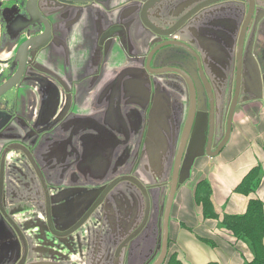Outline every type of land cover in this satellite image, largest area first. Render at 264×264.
I'll list each match as a JSON object with an SVG mask.
<instances>
[{
    "label": "crops",
    "instance_id": "crops-1",
    "mask_svg": "<svg viewBox=\"0 0 264 264\" xmlns=\"http://www.w3.org/2000/svg\"><path fill=\"white\" fill-rule=\"evenodd\" d=\"M142 1L93 0L68 6L58 5L53 1L47 3L44 0L39 3L41 12L51 22L52 33L48 41L45 40L46 42L33 48L30 55L31 72L28 73L30 69L26 70L22 86L17 90L13 109L2 119L10 130L15 127V122L19 123L20 129L0 138V152L9 139H15L16 136L26 147L12 150L7 159L13 157V161L4 169H17L18 165L27 175L24 187L30 186L39 191L43 185L41 173L46 172L53 159L57 167L59 161L66 157L65 140H68L70 134L64 133V129L69 126L70 131H73L69 137L72 143L70 169H55L58 174L55 176L56 185L61 175H64V186L60 184L63 188L104 182V179H83L96 174L94 169H90L92 163L88 161L92 154V145L101 143V146L106 141L116 147L112 155H109L106 176L118 178L121 174L127 175V171L133 167L132 169H137L139 182L138 186L132 187L128 183H122L113 188L112 194L119 195L125 191L135 197L127 214L124 210L126 219L122 217L123 211L117 209L116 213L113 212V219L111 212H108L107 216L104 205L99 215H96L101 219V228H98L102 238L99 254L104 258H94L95 235L89 218L82 229H76L75 232L65 230L61 234L60 229L64 228L61 227L60 219L67 216L57 212L54 234V247L57 250L44 249L47 246L44 239L48 237L46 232H26L24 236L28 244L33 238V243L42 247L41 253L34 248L28 252L26 264H122L121 256L117 261L114 255L118 253L124 239L135 234L138 238L132 247L128 248V264H146V258L154 254V250L158 252L167 200L165 191H168L167 187L172 180L174 154L187 116L188 99L184 84L175 75H151L144 71L145 58L156 45L158 38L141 20ZM167 2L163 10H167L169 5L189 1ZM187 9L188 6L186 11ZM157 13L156 7L151 12L154 23L153 18ZM177 14L181 15V12ZM24 17V21L32 19L28 13ZM212 17L206 19L207 23L192 24L189 27L191 31L186 29L179 36L198 50L206 64L205 69L216 97V138L220 142L226 134L224 117L228 114L235 90L232 60L234 48L233 43L228 42L222 52V45L207 47V43L203 41L209 37L215 38L213 34L205 32L209 28L218 34L226 33L234 38L235 32L222 22L238 23L241 12L226 6L224 10L217 11L215 18ZM18 19L19 17L14 19L7 16L6 20H3L0 17V70L2 60H8L12 67L14 66L13 62L17 59L21 45L29 37L27 31L17 28ZM213 20L216 23H213ZM156 22L163 29L168 27V24L163 26V23ZM113 27H119L121 30L115 33L113 38L102 40L103 35ZM224 28L227 31H224ZM32 31L33 36L39 35L43 26L41 28V25H35ZM256 46L259 68L257 70L250 60H247V67L243 71L245 80L240 103L234 115L229 142L215 159L205 152L204 155L196 157L193 164L186 162L187 169H184V173L188 174V178L178 188L169 235L171 252H176L183 264H249L256 254L254 249L236 239L232 232L221 227L224 215L244 214L250 198L256 197L264 202V37L259 38ZM169 57L171 55L167 56ZM220 65H224V69H221ZM149 80L158 84L166 83L167 87L156 88L154 84H151L152 87L147 86L146 82ZM69 99L71 102L65 115L67 117L61 120L60 116L67 109ZM150 108L155 117L148 115ZM205 112V108H201L194 130L196 138L189 155L201 153L203 149V139H206L208 134ZM148 119L152 121L154 129L152 140L146 144ZM53 125H66L63 130L54 129V134H51L53 137L49 138L58 144L55 145L54 152L48 149L47 140L44 141L42 136L38 139L36 136L39 133L37 131ZM95 126H98V129H95ZM62 142L65 147L59 150ZM66 164L62 162L60 165L63 167ZM256 167H259L262 173V183L258 191L250 197L235 193L236 187L244 177ZM81 175H84L83 179L78 177ZM202 180L207 181L212 188L213 209L217 219L205 220L201 206L196 205L194 200V191ZM154 188L155 190H152ZM23 200L21 197L19 202ZM58 200H54L55 207H63L65 204L60 205L62 201ZM45 203L44 198L39 199L34 213H39L36 218L48 222L52 216L42 213L46 207ZM150 203L152 208L155 206V216ZM148 210L152 218L151 226L139 229ZM29 214L32 215V212L21 214L18 218H22L15 221L22 222ZM70 220H73L71 216ZM262 246L264 247V237ZM88 247L91 251L87 250ZM145 248H148L146 253L143 252ZM142 252L140 256L139 253ZM91 253L93 257L90 256ZM108 254L113 258L105 257Z\"/></svg>",
    "mask_w": 264,
    "mask_h": 264
},
{
    "label": "water",
    "instance_id": "water-1",
    "mask_svg": "<svg viewBox=\"0 0 264 264\" xmlns=\"http://www.w3.org/2000/svg\"><path fill=\"white\" fill-rule=\"evenodd\" d=\"M40 1L43 0H21V3L17 6L16 13L14 14H20L22 16H25L26 13L30 14L32 19L31 20H23L20 24L17 25V28L21 29L22 31L25 30L28 33V39L21 45L18 56L16 57V61L14 64V68L12 69L13 76L8 79L5 84L0 88V99L3 98L7 93H9L12 89H16L13 102L8 103L10 106H14L15 104V96L17 93V90L19 89L18 86L20 83H22L23 77L26 73V70L30 69L32 62L29 60V56L31 55V52L33 50V46L37 43L40 44L41 41H45L51 37L52 33V25L49 19L41 12V9L39 7ZM48 3V1H53L54 3L62 6H68L73 3H86L91 2L93 0H44ZM169 0H143L141 4V20L144 24V26L152 31V33L158 38L156 39V45L153 47V49L150 51L148 56L146 57V67L144 71L146 73H149L151 75H166L170 73L178 74L182 76L185 81L188 84V88L190 91V100H191V107L189 111V115L187 117L185 127L182 132L181 140L178 146V151L175 157L174 161V167H173V177L172 181L170 183V190L169 195L166 201V205L164 208V215H163V223H162V238H161V245L158 249V253L156 256H154L155 261L152 264H164L167 255H168V249H169V235H170V220L172 215V210L174 206V202L176 199V195L178 192V188L187 180V176L184 172V169L186 165L193 164L196 157L201 155H204L205 152L208 156H215L219 155L222 151V149L226 146V144L229 142L231 133H232V125H233V119L234 115L237 109L238 104L240 103V96H241V90L242 85L244 83L245 77H244V69L247 67V60L249 59L252 65L256 67L258 70L259 64L256 60L257 56V42L260 37H264V0H194L190 4L181 2L178 5H169L167 9H169L168 13L166 14V8L163 10L165 4H168ZM190 1V0H189ZM13 2V1H12ZM25 2H27V5H25ZM10 1H4L1 3L0 8V17L2 16L4 18L7 17V11H9ZM5 4H7V7H3ZM247 4V7H246ZM50 7H52V4H48ZM263 5V6H262ZM188 6V11H186V8ZM226 6L231 7L233 10L240 11L241 17L238 23H231L228 24L227 22H222L225 26H228L230 29H232L235 32L234 38H231L230 36H227L226 33L224 34H218L216 31L212 30L211 28H207L208 31H205L207 34H213L215 38L209 37L208 39H204L207 43V47H212L213 45L221 46L222 52L225 50V46L229 43H233V55L232 60L234 63V70H235V90L234 94L231 100L228 119H227V126H226V134L220 145L216 148V150H213V140L215 136V128H216V120H215V98H214V89L212 86V83L207 75V71L205 69L206 64L202 57L200 56L197 49H195L192 45L181 39L179 36L182 31L188 30L191 31L189 28L192 24H195L196 22L201 23H207L205 22L206 19L210 16H213L212 18H215L217 11L224 10ZM157 7V15L153 18L156 21H159L163 23V26L168 24V27L165 29L161 28L160 26L156 25L154 21H152L151 12L153 9ZM167 7V6H166ZM176 7V8H175ZM13 6L11 7L10 12H12ZM175 10H180L181 15L177 14ZM185 12V13H184ZM57 14V11L54 12ZM184 13V14H183ZM219 13V12H218ZM170 21H166V19ZM13 18V16H12ZM212 21H210L211 23ZM215 20H213V23ZM216 23V22H215ZM41 25V28L43 26V31L39 35H32L33 31L32 28H34L35 25ZM208 27V25H207ZM121 28L119 27H113L109 31H107L103 37L102 40L111 39L114 37L115 33L119 32ZM224 31H227L224 28ZM220 40V42H219ZM38 44V45H39ZM179 49L182 54L183 53H189L192 55V57L197 62V68L199 71V77L200 82L203 88L206 91L207 98L210 103V129L208 136L206 139H203V149H201V153H197L195 155H189L187 157V160L184 163L183 169L181 168L184 153L186 150V147L188 145L189 139L191 137V143L190 148L192 146V143L195 140L194 133V126L196 121V114H197V101H198V95H197V87H196V80L192 74L185 70H181L180 68L174 67V68H163L159 67L160 61H163L164 59H167V56L170 54H173L174 50ZM220 50V51H221ZM6 63H9L7 61ZM221 69H224V65H220ZM260 73V72H259ZM262 81H260L261 83ZM147 86L152 87L156 86L157 88H166V83H153L150 80L148 81ZM152 84V85H151ZM198 84V83H197ZM263 84V83H262ZM22 86V85H21ZM145 86V85H144ZM250 100V99H248ZM247 101V100H245ZM70 99L68 101V107L66 110H64L60 116L62 117L61 120H63L68 110L70 109ZM6 105V106H8ZM5 113L4 109L0 108V138H3L6 136L7 133H14L18 132L16 129L18 128L13 127L12 130H10L7 126V124L3 123L4 121L1 118ZM15 126V124H14ZM63 126V125H62ZM61 126L53 125L45 130H39L38 134L36 136L44 138L48 135L54 134V129H58ZM152 132L153 130H148L147 138H146V144L149 143V140H152ZM9 141H14V139H9ZM17 141L20 142L19 139ZM20 147L25 149L26 147L22 145L21 143H15L12 144L9 150H6L4 153V158H7V153L12 151V148L14 147ZM192 151V149H189V151ZM13 161V160H12ZM16 161V160H14ZM187 162V164H186ZM17 169L18 165L16 166ZM16 169V170H17ZM21 169V168H20ZM189 172V170H188ZM14 173V172H13ZM17 173L16 178H13L11 176L12 183L14 182L13 187L11 188V193L13 196L20 195L18 194V190L20 192V188H18V182H17ZM29 174L31 172L29 171ZM5 171L4 169H0V264H2V261L4 260H11L15 256L16 261L19 262L18 259H20L21 256V262L19 264H26V252H29L30 250H33V248H38L39 245L33 243V238L31 239L32 242L28 244L26 237L24 236V233L32 230L44 231L47 233V238H44L47 242V246L45 247L46 251H49L50 249L54 250V243H55V214L56 213V207L54 200L57 197V195L54 194H43V196H39L37 198V191H35L33 188L28 186L26 189H29V193L24 195V199L28 198L32 193V199L33 201L29 204L28 209L24 210L22 213H20L17 216H14L12 213H8L6 208L3 205V195H4V188H5ZM27 178L26 173H24V179ZM43 186L46 187L45 181L42 179ZM8 185V184H7ZM63 190V189H62ZM60 190V192H63ZM90 192L94 191V189H89ZM34 197H36L34 199ZM44 198V201L46 202L45 210L42 211L43 214L52 216L51 219H49L48 222H43L40 219L36 218L39 213H34L36 211L37 206L36 202ZM24 201V200H23ZM129 204V199L126 202ZM31 205V206H30ZM103 209V204L95 203V205L92 207V209L88 213V218L91 221V225L93 227V230H95V237H98L99 231L98 228L100 227V218L97 216L99 215L100 211ZM150 209V208H149ZM32 212V215L29 214V217H32L31 219L27 218L26 216L23 218L22 222H17L15 219L20 220L22 217H19L21 214H28ZM149 210L146 213V217L143 221V227L146 225V222L149 219ZM67 213V211L65 212ZM97 215V216H96ZM35 218V219H34ZM112 219H113V212H112ZM111 219V220H112ZM21 223V224H20ZM74 223V221H73ZM82 226L73 228V232L77 231L76 229H82L84 223L81 222ZM88 223V222H87ZM89 224V223H88ZM72 226V225H71ZM91 231V227L88 226ZM95 227V228H94ZM142 227V228H143ZM66 230V231H65ZM70 227L68 229H60V233L62 234L63 231L69 232ZM94 232V231H93ZM67 234V233H66ZM138 235L135 234L131 237L125 238L123 241V244L121 247L118 248V253L114 255V258H118L121 256L122 264H128V248L133 245V242L137 240ZM27 243V246L25 245V241ZM74 242V240H73ZM94 242V241H93ZM112 242V239H110V243ZM24 243V244H23ZM130 244V245H129ZM31 247V248H30ZM123 248V249H122ZM14 249V251L12 250ZM27 249V250H26ZM26 250V251H25ZM112 250V248H111ZM122 250V253L120 254V251ZM25 251V253H23ZM96 254V250H95ZM112 258L113 256L110 255ZM38 257V256H37ZM156 257V258H155Z\"/></svg>",
    "mask_w": 264,
    "mask_h": 264
},
{
    "label": "flooded vegetation",
    "instance_id": "flooded-vegetation-1",
    "mask_svg": "<svg viewBox=\"0 0 264 264\" xmlns=\"http://www.w3.org/2000/svg\"><path fill=\"white\" fill-rule=\"evenodd\" d=\"M12 5L13 4H11V6ZM25 5H27V2H25ZM14 15L15 14L13 12V17H14ZM34 46H36V45H34ZM173 52H174L173 54H170L171 57H169L167 59H164L163 61H160L159 67H163V68H174V67H177V68H180L181 70H185V71H187V72H189L191 74L192 72H190V71H191L192 65H193L197 69V75L199 77V71H198V68H197V66H198L197 62L195 61V59L192 57L191 54H189L188 52L182 54V52L179 49H176ZM29 60H30V56H29ZM145 67H146V58H145ZM172 75H175L176 78H178V79H180L182 81V83L184 84V87L186 89V92H187V99H188V102L186 104V106H187V116H186V119H185V122H184V125H183V128H182V131L180 133V136H182L181 134H182L183 129L185 127V123H186L187 117L189 115L190 107H191L190 91H189L187 82L185 81V79L182 76H180L178 74H174V73H172ZM23 80H24V77H23ZM199 81H200V77H199ZM196 87H197L198 101H197V114H196V121H195L194 130H195L197 122H198L197 119L199 118V115L201 113V108L202 109L205 108L206 112L204 114H205V119H207V123H208V132L207 133H209V129H210L209 122H210V112H211L210 103H209V100H208L207 95H206V91L203 88V86L201 85L203 93H201V89L199 88L197 83H196ZM202 95L205 96L206 101L202 100ZM214 98H215L216 128H215V136H214V140H213V145H216V148H217L222 141L218 142L217 138H216L217 137L216 135H217V132H218V129H217L218 109H217L215 93H214ZM1 109H3V108H1ZM11 109H13L12 106H11ZM9 113H11V112H9ZM153 113L154 112L150 108L148 110V115L151 114V115H153L155 117V113L154 114ZM228 114H229V111H228ZM228 114H226V116L224 117L225 118L224 122L226 124H227ZM6 117L7 116L4 114L1 118L4 119ZM149 119H148V121H149ZM226 126L227 125H225V128H226ZM153 129H154V126L152 124V121L150 120L148 123H146V133H147L148 130L152 131ZM192 133H194V131ZM207 136H208V134H207ZM191 137L189 139L188 145H187L185 153H184L183 162H182V166H181L182 169H183L186 157L191 153L189 151L190 143H191ZM194 137H195V135H194ZM179 140H181V138ZM179 143H180V141H179ZM100 144L101 143H96L95 146L92 145V149H91L92 154H91V157L88 159V161L90 163H92L91 164L92 166H91L90 169H94L96 171V174L84 177V179H83L84 175H81V176H78V177H82L83 181L88 180V179L93 180V178H95L96 180L104 179V182L99 183V184H102V185H100L97 188H94V191H92V192L89 191V189H91L89 187V185H88L89 183H86V186H82V187H76L75 186V187L63 188V187H61V185H63L62 181L64 180L63 179L64 175L63 176L61 175V177H59L60 181H58L57 185L56 184L53 185L55 187V190H56L55 194L57 195L55 200L59 199L58 200L59 202L62 201V203L60 205L65 204L63 207H58L60 209L59 211H58V208L56 207L57 208L56 213L57 212L60 213V214L63 213V214H65L67 216V217L61 218L60 219L61 220L60 223H61V227L64 228V229H68L70 227L69 232L74 230L73 228L82 226L83 224L81 222L84 223V221L86 222V219L88 220V213L92 209V207L95 205L96 202L100 203L101 205L102 204L104 205V208L106 210L107 216H108V212H111V215H112V212L116 213V209H117V210H122L123 211L122 217H123V219H126L127 211L131 207L132 201L133 202L135 201V199H134L135 197H134V195L132 193L122 191L121 194L118 195V194H114V193L112 194V191H113V188L116 185L122 184V183H128L132 187L135 186V185L138 186L139 180H138V177H137V169H132L133 168L132 167L130 169V171L129 170L127 171V175L126 174H121L118 178H111L110 175L106 176L105 172L108 169L107 165H108L109 155H112L113 150L116 147L114 145H112L113 143H110V142H107V141L104 142V145L102 144L100 146ZM216 148H214V149H216ZM176 154H177V152L175 150V154H174L175 157H176ZM175 157H174V161H175ZM101 170H103V171L102 172H97V171H101ZM173 170H172V177H173ZM60 190H62L63 192H60ZM44 193L47 194L46 192H44ZM134 193H135V190H134ZM128 199H129V204L126 203ZM118 204H120V205H118ZM165 205H166V203H165ZM124 210H126V214L125 215H124ZM66 211H67V213H65ZM70 216L73 218V220H70ZM74 217H75V219H74ZM150 218H151V216H149V219H148V221L146 222V225L143 228H142V226H143L144 223L142 222V225H140L139 229L142 228V230H143L144 228H146V229L149 228L151 226L150 225ZM73 221H74V223H73ZM80 224H82V225H80ZM138 231L139 230H137V232ZM151 232H152V229L149 231V234ZM24 241H25V245L27 246L26 240H24ZM131 247L132 246H130L129 248H131ZM35 250L39 251V253H41L42 247L39 246L38 248H35ZM12 251H14V249ZM25 251L23 253H25ZM26 255H28V252H26ZM16 257H17V255L15 254V256L13 258H16Z\"/></svg>",
    "mask_w": 264,
    "mask_h": 264
},
{
    "label": "rangeland",
    "instance_id": "rangeland-1",
    "mask_svg": "<svg viewBox=\"0 0 264 264\" xmlns=\"http://www.w3.org/2000/svg\"><path fill=\"white\" fill-rule=\"evenodd\" d=\"M4 1H10L11 3L10 4H8V6H9V11H7V16H9V17H12L13 16V12H15L16 13V10H17V6L20 4V2H21V0H0V6H1V3H3ZM13 1V2H12ZM24 1V0H23ZM26 1V0H25ZM189 1V0H188ZM194 0H190L189 2H188V4H190V2L192 3ZM11 4H13L12 6H13V10H12V12H10V10H11ZM263 6V5H262ZM4 8L5 7H7V4H5L4 6H3ZM246 7H247V4H246ZM1 8V7H0ZM168 11H169V9H167V11H166V14L168 13ZM175 12L176 13H178V12H180V10H175ZM17 17H19V19H18V21H17V25L18 24H20L24 19H25V17L24 16H22V15H20V14H16V15H14V19L15 18H17ZM7 18V17H6ZM6 18H4L3 16H2V19L3 20H6ZM166 21H170L171 22V19L169 20L168 19V17H167V19H166ZM155 23L157 24V22H156V20H155ZM158 25V24H157ZM46 41H48V40H46ZM46 41H41L40 43H44V42H46ZM39 43H37L36 45H38ZM156 44V43H155ZM33 47H35V46H33ZM0 55H1V53H0ZM8 60H2L1 61V70H0V88L5 84V82L9 79V78H11L14 74H13V72H12V69L15 67V66H13L12 67V64H11V62L9 61V63H6ZM31 72V69L28 71V73H30ZM190 72H192L191 74L194 76V78H195V80H196V82L198 83V86H199V88L201 89V93H203V90H202V87H201V83H200V81H199V77H198V75H197V69L195 68V66H193L192 65V69H191V71ZM13 74V75H12ZM166 75H169V76H171L172 75V73H170V74H166ZM22 85V83H20L18 86H16V87H20ZM17 89V88H16ZM16 89L14 88V89H12L9 93H7L3 98H1L0 99V107L1 108H3V109H5L4 111H5V113L6 114H8L9 112H11L12 111V109H11V106L10 105H8V103H12L13 102V98H14V93H15V91H16ZM202 100L203 101H206V99H205V96H203L202 95ZM6 105H8V106H6ZM7 109V110H6ZM9 110V112H7ZM10 114V113H9ZM15 124V127L17 126L18 128L16 129V130H19L20 129V127H19V123L18 122H15L14 123ZM68 124V123H67ZM66 124V125H67ZM65 125V126H66ZM65 126H62L61 128H59V129H57V130H60V129H64L65 128ZM95 129H98V126H95ZM92 130H94L93 128H92ZM101 131V130H100ZM64 133H66V134H70L69 135V137L70 136H72L71 135V133H73V131H70V127L69 126H67L65 129H64ZM182 135V134H181ZM53 136H51V135H48V136H46V137H44L43 139H44V141H46V144H48V149L50 148L53 152L55 151V145L56 146H58V144H56V142L55 141H51L49 138H52ZM69 137H68V140H65V143H66V152H67V154H66V157L63 159V160H60L59 161V163L61 164L62 162H65V163H67L66 165H64L63 167H61V165L59 164V166H55V161H54V159L52 160V162H50L51 163V165H49L48 167H47V170H46V172L43 174V173H41V177H42V179L45 181V183H46V187L45 186H43L42 185V187H41V189L39 190V191H37V198H39V196H40V194H41V196H43V193L44 192H46V193H50L51 195L52 194H54L55 193V187L53 186L55 183V176L56 175H58V174H56L55 173V169L56 168H60V169H70V162H71V159H72V155L70 154V151H71V148H70V146H72V143H71V141H70V139H69ZM29 138V137H28ZM180 138H181V136H180ZM179 138V139H180ZM17 139H18V136H16L15 137V139H14V141L12 142V141H9V142H7L6 144V146L4 147V149L0 152V169H4V168H6V166L10 163H12V160H13V157H11L10 159H7L6 157H5V159H3L4 158V153H5V151L6 150H9L10 149V147H11V145L12 144H15V143H20L19 141H17ZM31 140V139H30ZM35 141V144L37 143V139H35L34 140ZM180 141V140H179ZM178 145H179V142H178ZM62 147H65V145L63 144V142L62 143H60V147H58L59 148V150H61L62 149ZM214 148H216V145H213V150L215 151L216 149H214ZM14 149H17V147L15 146L14 148H12V150H14ZM177 150H178V147H177V149H176V152H177ZM11 153V151L10 152H8L7 153V155H9ZM210 158H213V159H215L216 157H217V155H215V156H209ZM14 160H16V158L14 159ZM48 164H49V162H48ZM4 171H5V175H6V177H5V181H6V184H5V188H4V195H3V205H4V207L6 208V210H7V212L8 213H12L14 216H17V215H19L20 213H22L24 210H26V209H28V207H29V204L33 201V197H32V193H31V195L28 197V198H26V199H24V195L25 194H28L29 193V189H26L25 187H24V171H23V169H4ZM15 174H14V173ZM16 172H18L17 173V176H18V178H17V182H18V188H20V192H19V190H18V194H20V195H15L14 197H13V195H12V193H11V188L13 187V185H11V184H14V182L12 183V178H11V176H13L12 174H14L15 176H16ZM68 175V174H67ZM15 176H13V178H16ZM69 176V175H68ZM8 184V185H7ZM100 185H102V184H99V183H96V182H90V184H89V187L91 188V189H94V188H97V187H99ZM152 190H155V188L154 189H152ZM167 190L168 191H165V197L167 196V198H168V195H169V190H170V186H168L167 187ZM168 192V193H167ZM17 197V198H16ZM23 198L24 199V201L23 202H19V199L20 198ZM36 197H34V199H35ZM166 198V199H167ZM167 201V200H166ZM150 207H151V211H153L152 213H153V215L155 216V213H156V211H155V206L152 208V205H151V203H150ZM100 228H101V219H100ZM98 231L100 232L101 230L100 229H98ZM29 232V231H28ZM95 233H97V232H95V230H94V235H96ZM100 239H102L101 237H100V235L98 234V237H95L94 238V244H95V250H96V254H95V256H94V258L95 259H98L99 257H101V258H104V256L103 255H101V254H99V251H100V246H101V240ZM79 240H81V238L79 239ZM82 241V240H81ZM240 242H242V241H240ZM244 243V242H243ZM245 244V243H244ZM69 249V248H68ZM147 249L148 248H145L144 249V251L143 252H147ZM54 250H57L56 248L54 249ZM53 250V251H54ZM70 250V249H69ZM87 250L88 251H91V248H87ZM71 251V250H70ZM109 251V250H108ZM140 252V251H139ZM143 252L140 254L139 253V255L140 256H142V254H143ZM172 252H173V250H172ZM109 253V252H108ZM152 253H154V254H152V255H150V256H148L146 259V264H152L154 261H155V259H154V256H156V254L158 253L157 252V250H154ZM53 255V254H52ZM61 255H63V253L61 254ZM55 256V255H54ZM90 256L91 257H93V254L91 253L90 254ZM108 256V259H109V254L108 255H105V257H107ZM38 257H40V255L38 256ZM57 257H58V255H57ZM65 257H67V256H65ZM157 257V256H156ZM155 257V258H156ZM19 260V262L18 261H16V258H13V259H11V260H4V261H2V264H19L20 262H21V256H20V259H18ZM145 260V259H144ZM66 264H67V262H65ZM64 263V264H65ZM97 263V262H96ZM98 264V263H97ZM100 264V263H99ZM102 264V263H101Z\"/></svg>",
    "mask_w": 264,
    "mask_h": 264
},
{
    "label": "trees",
    "instance_id": "trees-1",
    "mask_svg": "<svg viewBox=\"0 0 264 264\" xmlns=\"http://www.w3.org/2000/svg\"><path fill=\"white\" fill-rule=\"evenodd\" d=\"M262 173L259 167L253 168L236 187L235 193L250 197L260 188ZM196 205L202 208V216L205 220L217 219L214 213L212 188L210 184L202 180L194 191ZM221 227L232 232L236 239L244 242L256 251L254 259L249 264H264V202L252 197L249 200L247 210L242 215H224ZM262 251V252H259ZM164 264H183L176 252H171L170 241L168 255ZM213 264V263H212Z\"/></svg>",
    "mask_w": 264,
    "mask_h": 264
}]
</instances>
